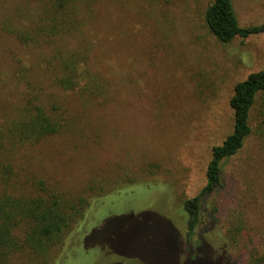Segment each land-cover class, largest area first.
<instances>
[{"label": "rangeland", "instance_id": "rangeland-1", "mask_svg": "<svg viewBox=\"0 0 264 264\" xmlns=\"http://www.w3.org/2000/svg\"><path fill=\"white\" fill-rule=\"evenodd\" d=\"M232 2L242 27L264 24V0ZM210 4L127 0V12L117 14L112 37L95 55L115 89L113 104L91 109L80 98H68L81 118L77 131L46 141L21 161L53 189L73 194L94 176H139L141 184L108 194L99 206L92 203L86 220L53 250L51 264H208L207 246L215 257L228 254L247 264L226 243L225 221L232 213H241L258 241L264 240V117L257 107L255 134L225 163L224 187L208 199L203 225L193 236L195 245L206 246L203 255L193 250L184 257L178 243V232L186 242V228L177 208L203 188L212 149L233 132L234 88L264 69V35L220 42L205 22ZM38 7L39 0H0V122L15 117L22 106L18 60L30 68L46 99L62 100L36 69L39 52L24 49L6 32L36 19ZM213 209L219 210L215 226ZM12 264L41 263L21 253Z\"/></svg>", "mask_w": 264, "mask_h": 264}, {"label": "trees", "instance_id": "trees-1", "mask_svg": "<svg viewBox=\"0 0 264 264\" xmlns=\"http://www.w3.org/2000/svg\"><path fill=\"white\" fill-rule=\"evenodd\" d=\"M38 8L36 19L11 26L6 32L24 49L40 53L36 69L62 93L64 103L46 99L30 77V68L16 61L15 79L24 90L22 106L15 117L0 122V264H12L13 257L21 253H31L41 264H51L53 250L63 245L76 224L86 220L92 203L99 206L108 194L141 184L138 175L118 179L94 176L81 193L73 194L53 189L43 177L23 167L21 161L46 141L77 131L81 118L73 114L75 105L68 98H80L84 107L91 109L113 104L115 89L98 69L95 55L112 37L117 14L127 12V0H39ZM205 22L225 44L264 35V24L240 25L232 0H211ZM230 107L233 132L212 149L203 188L177 208L186 228V242L179 232L177 235L184 257L193 250L199 257L203 255L206 246L201 242L195 245L193 236L203 225L204 207L224 187L225 163L237 156L255 134L257 107L264 117V69L235 86ZM213 210L210 223L215 226L219 210ZM224 229L231 251L246 257L247 264H264V240L258 241L253 226L241 213L230 214ZM207 247L212 252L208 264H238L228 254L222 259L215 257V251Z\"/></svg>", "mask_w": 264, "mask_h": 264}]
</instances>
